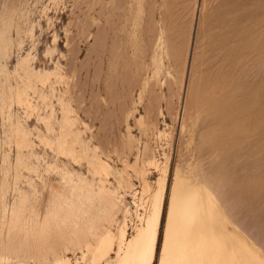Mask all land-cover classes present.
<instances>
[{"label": "rangeland", "instance_id": "obj_1", "mask_svg": "<svg viewBox=\"0 0 264 264\" xmlns=\"http://www.w3.org/2000/svg\"><path fill=\"white\" fill-rule=\"evenodd\" d=\"M4 15V70L26 59L46 79L31 107L0 113V251L31 253L44 222L41 242L71 261L79 236L124 220L131 234L149 204L142 186L165 168L152 264L176 178L207 190L228 230L264 255V0H0ZM7 84L0 73V107ZM61 129L73 157L57 148ZM96 158L110 167L103 181Z\"/></svg>", "mask_w": 264, "mask_h": 264}, {"label": "bare ground", "instance_id": "obj_2", "mask_svg": "<svg viewBox=\"0 0 264 264\" xmlns=\"http://www.w3.org/2000/svg\"><path fill=\"white\" fill-rule=\"evenodd\" d=\"M13 19L11 15H4L0 20V60L7 54L10 47L11 30L14 27ZM28 65V61L23 59L19 67H16L12 74H9L4 70V65L0 63V73L4 77V82L9 83L4 94H2L0 113L3 112L4 105L9 108L13 103L24 105L27 108L31 107L28 92L33 88L35 81L43 84L46 77L33 73V70L31 72ZM10 75L13 80L18 79V81L12 84ZM68 113L69 111L64 107V129L73 123L70 116H67ZM14 128L16 144L18 146L24 145L27 142V133L18 123L14 125ZM63 135L61 129L60 137L57 138V148L61 153L73 157L72 149L67 145ZM147 163L156 170L159 169L158 164L160 162L158 163L157 160L149 159ZM109 168V165L99 158L91 163L92 172L100 177V181L107 177ZM160 170L163 175L158 176L159 178L152 190L146 183L142 186L141 193L149 194V204L145 205L142 214L138 212L136 219L138 222L134 225V231L131 234L128 233L127 223L124 220L115 231L106 228L103 232L97 233L95 230L91 242L79 236L77 239L80 248L76 252L78 256L71 261L70 256L58 255L55 247H50L47 250L46 244L41 242V236L49 232L48 225L44 222L40 230L33 228L32 235H34L35 244L31 253L24 256L18 253L17 249H3L0 251V264H81L85 262L88 264H144L145 237L149 231L154 233L155 237L153 250L147 257L149 264H152L155 258L162 200L166 189V169L161 168ZM138 192L135 191L133 197L142 200L141 197L137 196ZM140 205L142 204H135L136 207ZM219 213L207 190L201 187L195 188L186 183L183 184L176 178L169 195L161 247L156 264H159L161 254H163L166 264H264L263 252L261 253L256 246L249 243L234 230H228ZM165 233H167L168 238L167 247H165Z\"/></svg>", "mask_w": 264, "mask_h": 264}, {"label": "snow or ice", "instance_id": "obj_3", "mask_svg": "<svg viewBox=\"0 0 264 264\" xmlns=\"http://www.w3.org/2000/svg\"><path fill=\"white\" fill-rule=\"evenodd\" d=\"M154 243H155L154 233L149 231V233L145 237V249H144L145 260H144V264H149L147 257L151 254V252L153 250ZM167 243H168V238H167V233H165V247H167ZM159 264H166V261L164 259L163 254H161V256H160Z\"/></svg>", "mask_w": 264, "mask_h": 264}]
</instances>
